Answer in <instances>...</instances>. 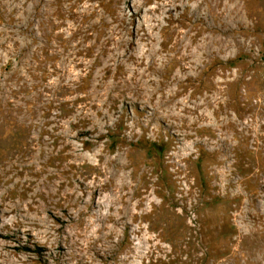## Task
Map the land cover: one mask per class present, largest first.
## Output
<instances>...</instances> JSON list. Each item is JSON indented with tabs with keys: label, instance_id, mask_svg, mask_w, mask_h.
<instances>
[{
	"label": "rangeland",
	"instance_id": "rangeland-1",
	"mask_svg": "<svg viewBox=\"0 0 264 264\" xmlns=\"http://www.w3.org/2000/svg\"><path fill=\"white\" fill-rule=\"evenodd\" d=\"M0 264H264V0H0Z\"/></svg>",
	"mask_w": 264,
	"mask_h": 264
}]
</instances>
